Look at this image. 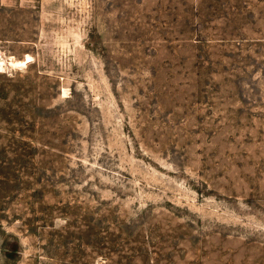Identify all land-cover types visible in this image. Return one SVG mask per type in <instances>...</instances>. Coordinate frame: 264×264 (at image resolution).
Segmentation results:
<instances>
[{
    "label": "rangeland",
    "instance_id": "1",
    "mask_svg": "<svg viewBox=\"0 0 264 264\" xmlns=\"http://www.w3.org/2000/svg\"><path fill=\"white\" fill-rule=\"evenodd\" d=\"M0 264H264V0H0Z\"/></svg>",
    "mask_w": 264,
    "mask_h": 264
},
{
    "label": "bare ground",
    "instance_id": "2",
    "mask_svg": "<svg viewBox=\"0 0 264 264\" xmlns=\"http://www.w3.org/2000/svg\"><path fill=\"white\" fill-rule=\"evenodd\" d=\"M30 62L29 58L26 59V61H21V62H15V63H11L12 66H23L25 63Z\"/></svg>",
    "mask_w": 264,
    "mask_h": 264
},
{
    "label": "clouds",
    "instance_id": "3",
    "mask_svg": "<svg viewBox=\"0 0 264 264\" xmlns=\"http://www.w3.org/2000/svg\"><path fill=\"white\" fill-rule=\"evenodd\" d=\"M57 223L63 224V223H65V221L64 220H58Z\"/></svg>",
    "mask_w": 264,
    "mask_h": 264
}]
</instances>
